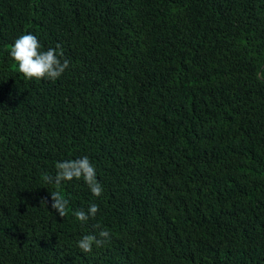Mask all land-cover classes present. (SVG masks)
Listing matches in <instances>:
<instances>
[{"label": "trees", "instance_id": "obj_1", "mask_svg": "<svg viewBox=\"0 0 264 264\" xmlns=\"http://www.w3.org/2000/svg\"><path fill=\"white\" fill-rule=\"evenodd\" d=\"M28 33L55 82L18 72ZM85 156L100 197L46 182ZM0 264H264V0H0Z\"/></svg>", "mask_w": 264, "mask_h": 264}, {"label": "clouds", "instance_id": "obj_2", "mask_svg": "<svg viewBox=\"0 0 264 264\" xmlns=\"http://www.w3.org/2000/svg\"><path fill=\"white\" fill-rule=\"evenodd\" d=\"M58 49L59 45L56 48L41 50L37 37L28 33L21 35L14 41L10 48V56L15 62L18 72L26 79H47L55 82L69 68V61L61 59L63 53ZM73 179H82L93 196L100 197L102 195L103 188L97 180L96 170L86 156L77 160L57 162L55 176L45 177L46 182L53 183L56 187H60L65 181H72ZM42 202L53 209L60 218L67 215L69 200L60 191L51 192L50 198H44ZM98 211V205L92 203L87 211L77 210L74 216L76 220L86 222L89 218H95ZM109 239L110 233L106 229H101L98 235H84L77 242V247L82 253H90L93 246L101 247Z\"/></svg>", "mask_w": 264, "mask_h": 264}]
</instances>
